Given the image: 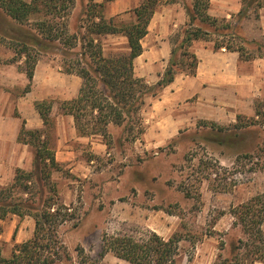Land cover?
<instances>
[{
	"label": "rangeland",
	"instance_id": "374dc122",
	"mask_svg": "<svg viewBox=\"0 0 264 264\" xmlns=\"http://www.w3.org/2000/svg\"><path fill=\"white\" fill-rule=\"evenodd\" d=\"M87 1L75 0L71 11L56 21L65 22L68 32L74 33L84 25ZM108 1L104 0L103 4ZM251 1L248 5L241 0L239 11L244 8L247 12L243 17H239V11L232 17H223L209 6L208 13L217 22L213 26L198 21L192 24L209 33L210 40L199 41L213 48L215 42L232 41L228 35L234 33L243 39L245 52L256 55L257 45L264 42L248 34L256 29L257 2L264 0ZM134 2H126L129 13L118 19L124 23L132 21ZM190 6L191 0H177L172 4L162 2L157 8L154 28L163 25L164 16L177 18L179 8L186 16L184 23L168 24L169 32L162 38L167 43L159 45L158 53H167L173 41H180L188 23L185 7ZM0 14H3L1 10ZM223 19L231 24L230 30L222 28ZM12 24L0 15V83L5 90L8 88L4 84L12 75L10 65L19 73L26 69L24 55L15 54L3 40L6 34L15 35ZM99 41L104 55L128 51L126 38L121 34L105 35ZM144 42L153 46L158 40L148 37ZM58 47L39 56L37 79L42 81L44 74L48 75L50 86L55 89L45 100L52 102L49 114L53 128L48 133L61 171H53L50 180L55 184V198L74 214L73 219L57 229L67 249L74 255V248L81 246L97 264H131L110 252L101 256L102 235L142 241L155 232L163 239L178 235L176 264H264L256 258V245L247 239L232 213L234 207L256 195H264L263 116L256 125L239 127L250 123L254 115L238 114L239 120L231 119V114L225 113L226 106L217 102L212 118L204 119L196 116L204 113L195 115L196 109L191 108L195 97L183 101L165 90L145 98L141 110L144 133L139 139L126 140L120 127L109 125L112 142L108 146L101 136L82 137L76 133L67 107L75 98L81 80L75 75L62 74L64 48ZM67 51L78 54L80 47ZM261 52L264 54V48ZM146 79L150 84L156 82ZM22 89L8 90L17 95ZM255 100L264 101V97L247 103L253 106ZM31 169L32 166L27 170ZM42 195L47 197L52 192L45 191ZM7 216L13 219L12 214ZM19 218L15 217L23 224H17L21 227L16 228L17 234L4 233L0 225L2 257H9L15 240L23 242L33 234V218ZM259 226L264 236V220Z\"/></svg>",
	"mask_w": 264,
	"mask_h": 264
},
{
	"label": "trees",
	"instance_id": "16d2710c",
	"mask_svg": "<svg viewBox=\"0 0 264 264\" xmlns=\"http://www.w3.org/2000/svg\"><path fill=\"white\" fill-rule=\"evenodd\" d=\"M176 1L142 0L132 10V21L124 23L118 17H105L102 2L88 0L85 4L84 25L74 33H69L67 24L56 21V18L71 11L75 0H0L3 13L0 15L6 23H13L15 34H6L3 40L15 54L24 55L29 84L39 56L59 45L64 48L61 51L65 56L61 60V71L76 75L81 80L77 95L67 107L76 133L82 137L101 136L109 146L112 140L108 126L114 125L122 129L126 140L135 141L144 133L141 110L145 98L157 96L173 82L177 74L192 76L196 73L198 58L191 50V44L196 40L210 39L208 31L192 24L198 21L213 26L217 22L208 13L210 0H191V6L185 7L188 23L182 30L180 41H173L159 79L153 84L148 83L143 77L134 74L133 60L143 51L141 40L147 34L149 22L157 8L162 2L172 4ZM243 1L248 5L252 3L251 0ZM262 4V1H258L257 8ZM255 12L258 16V11ZM246 14L244 8L239 11V17ZM222 28L230 30L231 24L223 19ZM115 34L126 38L128 51L104 55L99 38ZM228 36L233 40L215 42L213 50L223 48L237 52L243 61L264 58L261 52L264 44L257 45L256 55H249L244 50L240 36L234 33ZM234 40H238V45H234ZM78 45V54L67 51ZM29 84L25 91L29 89ZM51 105L49 100L36 101L35 108L44 128L29 130L22 124L17 136L19 142L27 143L33 149L32 169L16 168L12 181L0 186V219L14 214L19 217L30 216L34 220L32 236L16 243L9 257L0 255V264H97L81 246L74 248L73 255L57 235L58 227L73 219L74 214L72 209L55 198V184L50 180L53 171H61L48 133L53 128L49 114ZM263 108L264 101L255 100L252 121L239 127L258 124L260 116L264 120ZM239 118L237 115V120ZM45 191L52 192V195L43 196ZM261 197L264 195H256L234 207L232 213L247 239L256 245V258L264 262V236L259 226L264 220V200ZM101 240V256L110 252L131 264H176L179 241L176 234L163 239L152 232L145 240L137 241L127 236L104 233Z\"/></svg>",
	"mask_w": 264,
	"mask_h": 264
},
{
	"label": "crops",
	"instance_id": "0c3cea01",
	"mask_svg": "<svg viewBox=\"0 0 264 264\" xmlns=\"http://www.w3.org/2000/svg\"><path fill=\"white\" fill-rule=\"evenodd\" d=\"M94 1L104 2V0ZM129 1L110 0L104 3V14L107 17H122L129 13L127 10L130 8L126 4ZM138 2L139 0H135L131 6H137ZM240 6L241 0H210L211 9L223 17H232L239 11ZM179 10L177 18L174 17L176 15L164 16L163 25L160 24L161 26L154 28L155 21L158 20L156 10L149 22L148 32L141 40L143 51L133 60L134 74L143 77L147 82L149 81L146 78H149L151 82L157 81L165 69L171 49L167 53H158L159 45L167 43L162 38L166 37L169 32L168 24L173 26L185 22V13L180 8ZM248 36L264 42V3L258 8L256 29L250 31ZM148 37L151 40L157 39L158 43L153 42V46H146L144 40ZM191 50L198 58L195 75L177 74L173 82L165 86L161 92L169 90L183 101L195 97L190 103L191 108L196 109L195 115L204 113L196 115L197 117L202 116L204 119L212 118L211 115L214 114L217 102L226 106L224 107L225 113L231 114V119H237L238 114L254 115V105L251 106L247 102L252 103L255 98L264 97V58L257 57L250 61H243L239 59L237 52L227 51L223 48L215 51L199 40L192 42ZM37 63L38 61L30 84L25 69L19 73L14 69V65H10L12 75L4 86L10 90L23 88L17 95L2 88V83H0V186L7 185L12 181L16 168L27 170L32 166L33 150L29 144L19 142L17 136L22 124L29 130L43 127V121L35 108V102L43 101L55 92V89L50 86L48 75L44 74L42 81L37 79L39 74ZM141 65L144 66L143 73L140 72ZM62 74L66 73L62 72ZM28 84L29 89L25 91ZM55 159L58 162L56 153ZM12 216L13 219H10L9 216L0 219L4 233L15 231L17 234L16 228L20 229L23 224L22 220L19 221V216L14 214ZM15 217L19 219H15ZM17 224L20 225V228L17 227ZM20 242L18 239L15 240V244Z\"/></svg>",
	"mask_w": 264,
	"mask_h": 264
}]
</instances>
